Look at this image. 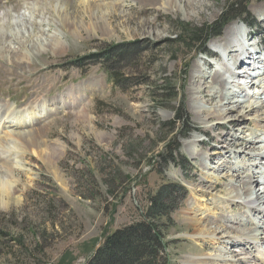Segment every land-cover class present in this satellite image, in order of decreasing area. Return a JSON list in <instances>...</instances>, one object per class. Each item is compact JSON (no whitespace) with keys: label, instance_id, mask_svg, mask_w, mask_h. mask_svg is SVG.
<instances>
[{"label":"rangeland","instance_id":"1","mask_svg":"<svg viewBox=\"0 0 264 264\" xmlns=\"http://www.w3.org/2000/svg\"><path fill=\"white\" fill-rule=\"evenodd\" d=\"M230 3L255 26L222 22ZM226 34L231 47H247L238 74L245 57L263 68L241 76L260 92L250 99L257 108L243 103L219 120L204 111L220 105L222 55L212 48ZM40 99L60 103L33 122L38 150L24 153L6 136L15 129L0 128L14 151L0 155L9 187L0 195V264H86L115 231L156 220L165 246L156 264H258L264 250L236 237H264V214H251L253 233L251 210L222 201L264 170V157L251 158L264 131V0H0L1 110L29 113Z\"/></svg>","mask_w":264,"mask_h":264},{"label":"bare ground","instance_id":"2","mask_svg":"<svg viewBox=\"0 0 264 264\" xmlns=\"http://www.w3.org/2000/svg\"><path fill=\"white\" fill-rule=\"evenodd\" d=\"M168 1L172 3L174 0H168ZM244 30L246 32L245 28H244ZM245 35H246V33L244 34V36ZM223 40L225 41L224 47H222L220 49V48H216V46H217L216 45L215 47L212 48V50L214 52L219 53V56L222 55V57H220L221 58L220 60H222V62L218 63L216 68H215L216 74L220 75L219 85H217L215 87V89H217V90L219 89L220 101L218 103L220 105H219V107H216V109L214 111H211L210 109H208L207 111H204L206 113L214 114V117L218 118L219 120H221L227 112L234 111L235 109L240 108V106L243 103L246 104L245 106H247L245 108L242 107L244 111L248 110L249 106L257 108V105H255V104H257L258 102L252 103L250 99H252V98L257 99L256 96H258L257 94H260V92H257L255 94V92H253L249 86H247L245 83L241 82V79H243L242 77H244V76H247L246 78H248L251 76V74H252L251 72H255V71H258V69L261 70L263 68L262 65L260 64L262 62L256 61V63L258 62L260 65H257L255 67L256 63H254V61H252L253 57H251V58L245 57V58H248V61H246L248 63L244 62V60L243 61L241 60L244 63L243 65L240 63L239 64L237 63L240 66V69L239 70L237 69V71H243V72L238 74V72H236V69H234V64H235L236 59L240 57L241 51L244 49V46L242 44H240V45H236V46L231 47L230 45L235 44L236 41L234 39L232 40L230 37H228L227 34L223 38ZM240 41L243 43L242 39ZM230 48H235V49L232 50ZM54 49L56 50V47H54ZM219 50H221V52ZM244 51L246 53L247 47H246V49H244ZM230 53L234 54L233 58H230ZM242 55L244 56L245 54L243 53ZM247 56H249V55H247ZM245 58H243V59H245ZM257 58H259V57H257ZM213 59H214V57H213ZM214 62L215 61H213V63ZM250 62H252L251 65H249V67L244 68V66L248 65ZM199 81H201V80H199ZM199 93L201 95H204L202 92H199ZM208 95L212 97V95H210V92ZM204 97L206 98V95H204ZM260 99L261 98H259V101H260ZM225 100L228 101L229 106H227V107H225L227 104V103L225 104V102H224ZM59 103H60V100L56 101L55 99H52V100L48 101V100H41L40 99L38 106H37V109H32L31 112H29V113L25 112V111L13 112V109L11 107L9 109H7V106L4 107L5 113H3V111L1 110V107H0V112L2 111V114H0V126H1L0 128H5L8 125V127L15 129V131L8 132L6 134V136L9 139H11L14 142V144L16 145V147H19L21 149V151H23L24 153L26 152V149H28V148L38 150L39 146H40V141H39L40 138L38 136H36V134L34 135V131L31 130L32 126H33V122L38 121L41 117L40 115H42V114L47 115V117H48V115L50 116L49 113L50 112L52 113V110L54 109V107L57 108ZM45 107H47V108H45ZM262 108H264V107H262ZM17 111H19V110H17ZM37 113L39 114L38 116H36ZM257 119H258V121L260 120V121L264 122V117H262V118L258 117ZM257 119H256V121H257ZM18 124H21V125L18 126ZM262 135H264V131L261 133V135L257 136V138H256L257 141L255 140V143L252 144V150L251 151L253 153V156H251V158H256V159H254V162H256L258 158L264 157V147L256 148V144H258V142L261 143L260 137ZM57 147L61 151L64 149V147L59 145V144ZM29 150H27V151H29ZM11 152H14V151L8 147H4V144L0 141V155L1 156H5V155L10 156ZM230 153H232V152L230 151ZM221 165L219 167H222ZM9 169H10L9 172L11 175L16 171V169L14 167H11ZM237 172H239V170ZM222 179L223 178H220V180H222ZM260 181H261V185H260L261 188L259 189V187L257 185L259 184ZM254 183L257 184L256 188H258V192H254L252 190V188L254 187ZM7 188L9 189L8 184L5 181L1 180L0 181V195H3V196L7 195V190H8ZM213 188L214 187H209L207 190L209 191V194L211 196V200L213 202L217 203L220 201V199L218 196H212L211 195V190ZM239 195L231 196V194H227L225 196V199L222 201V203H223L222 207H229V206H232L233 204H236L240 201L241 206L245 210L246 209L251 210V212L247 215L246 220H249L247 224L251 225L253 227V233H255L256 224L250 222V219H251L250 216H252V215L254 216L257 213L258 214H262V213L264 214V178L260 177L256 182L250 181L247 184H245L243 193H241ZM199 197H200V195H199ZM199 207L200 206H197V208H199ZM256 207L259 209H257ZM197 220H196L197 222L195 223V226H197V228H198L196 230L197 231L196 236L197 237H203L202 234L204 233L203 232L204 229H201V228L199 229V227L202 226L203 222L200 221L201 219H197ZM236 221L240 222V223L242 222L241 219H236ZM257 228H258V226H257ZM256 234H257V232H256ZM237 238H240L244 241H250L253 244L252 249H254V251L256 249L255 252L258 254L264 250V242H263L264 237L258 238V236H256V235H254V236L240 235V236L236 237V239ZM222 239H226V238H222ZM263 256L259 259V262H257L258 264H264V257ZM206 261H208V263H205ZM217 261H218V259H217ZM217 261L215 260L213 262H209L208 259H205L204 261H202V264H219L222 262L226 263L225 259L219 263Z\"/></svg>","mask_w":264,"mask_h":264},{"label":"trees","instance_id":"3","mask_svg":"<svg viewBox=\"0 0 264 264\" xmlns=\"http://www.w3.org/2000/svg\"><path fill=\"white\" fill-rule=\"evenodd\" d=\"M234 13H236L237 17H241V21L246 26H255L253 21L249 22V20L244 18L246 17V9H240L238 3L235 5L228 4L222 14V22L229 23L232 19H235L236 17L232 15ZM247 18L250 19L249 16ZM182 33H184L183 29ZM208 37V34L199 32L196 42L204 45L208 42ZM113 75V78L115 79L116 77L118 82V74L114 72ZM165 88L168 87L165 86ZM165 88L157 86L155 90H165ZM168 161L174 163L176 160L170 155ZM178 165L182 166L180 162ZM156 221V225L139 222L115 231L105 238L103 244L91 255L86 264H137L141 261H144L143 264H156L155 259L162 256V251L165 248L162 245L163 235ZM125 250L127 251L126 254L124 253ZM144 258L146 259L144 260Z\"/></svg>","mask_w":264,"mask_h":264},{"label":"water","instance_id":"4","mask_svg":"<svg viewBox=\"0 0 264 264\" xmlns=\"http://www.w3.org/2000/svg\"><path fill=\"white\" fill-rule=\"evenodd\" d=\"M245 9H246V8H245ZM244 15H245V14H244ZM244 15H243V16H244ZM233 20H234V19H232V21H233ZM238 20H241V17H240V16H239V17H236L234 21H238Z\"/></svg>","mask_w":264,"mask_h":264}]
</instances>
